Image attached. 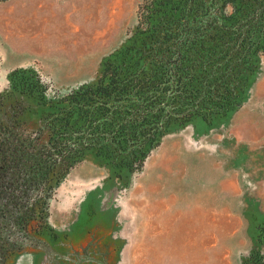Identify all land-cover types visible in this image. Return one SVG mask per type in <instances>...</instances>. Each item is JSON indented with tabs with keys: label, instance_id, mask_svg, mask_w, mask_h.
<instances>
[{
	"label": "trees",
	"instance_id": "obj_1",
	"mask_svg": "<svg viewBox=\"0 0 264 264\" xmlns=\"http://www.w3.org/2000/svg\"><path fill=\"white\" fill-rule=\"evenodd\" d=\"M263 57L264 0H142L94 83L59 91L13 71L0 95V264L44 244L56 190L88 156L142 173L167 136L234 115Z\"/></svg>",
	"mask_w": 264,
	"mask_h": 264
},
{
	"label": "rangeland",
	"instance_id": "obj_2",
	"mask_svg": "<svg viewBox=\"0 0 264 264\" xmlns=\"http://www.w3.org/2000/svg\"><path fill=\"white\" fill-rule=\"evenodd\" d=\"M141 1L0 0V95L9 90L11 73L20 69L39 74L59 91L94 83L103 62L125 45L136 27ZM6 110L0 107V119ZM232 116L192 125L221 130ZM29 122L39 127L40 115H30ZM182 141L181 135L166 138L134 176L88 156L78 171L85 176L98 171L107 179L79 192L71 212L58 207L56 231L47 226L37 234L44 244L26 248L9 264H235L233 237L249 236L258 248L264 239V212L252 204L240 216L214 211L226 205L223 197L214 205L207 189L196 193L182 171ZM72 179L63 190L74 191ZM197 199L203 210L196 209ZM249 264L263 263L255 254Z\"/></svg>",
	"mask_w": 264,
	"mask_h": 264
},
{
	"label": "crops",
	"instance_id": "obj_3",
	"mask_svg": "<svg viewBox=\"0 0 264 264\" xmlns=\"http://www.w3.org/2000/svg\"><path fill=\"white\" fill-rule=\"evenodd\" d=\"M262 69L263 77L224 129L202 131L198 126L190 125L166 137L181 135L184 159L182 171L188 173V181L197 188L196 193L200 194L202 189H207L214 205L221 204L222 200L218 197H223L226 205L214 207V211H227L240 216L252 204L258 211L264 212V57ZM83 163L76 166L66 178H73L74 191L71 193L62 189L65 180L57 188L50 203L49 225L54 231L59 227L58 207L64 213L71 212L79 192L84 194L107 179L106 174L98 171L93 176L81 174L77 168ZM96 167L97 170H104L98 165ZM191 173L195 176L190 177ZM184 178L183 187L186 188ZM196 203V209L200 211V201L197 199ZM232 240L235 264H249L255 254L264 264V239L258 248L249 236L247 240H239L238 236Z\"/></svg>",
	"mask_w": 264,
	"mask_h": 264
}]
</instances>
